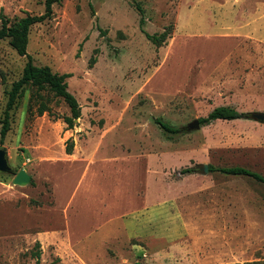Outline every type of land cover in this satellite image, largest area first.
<instances>
[{"label":"rangeland","instance_id":"obj_1","mask_svg":"<svg viewBox=\"0 0 264 264\" xmlns=\"http://www.w3.org/2000/svg\"><path fill=\"white\" fill-rule=\"evenodd\" d=\"M44 11L45 0H0L10 23ZM166 29L161 46L146 36ZM27 53L72 75L81 117L67 129L39 115L42 103L70 109L33 85L11 110L0 264L37 253L39 264H264V183L209 170L264 177V123L187 129L217 107L264 113V0H62L31 26ZM25 63L0 40V130ZM22 169L30 182L14 184Z\"/></svg>","mask_w":264,"mask_h":264},{"label":"trees","instance_id":"obj_2","mask_svg":"<svg viewBox=\"0 0 264 264\" xmlns=\"http://www.w3.org/2000/svg\"><path fill=\"white\" fill-rule=\"evenodd\" d=\"M62 0H45V11L41 15H28L18 21L10 23L9 19L2 15V25L0 28V40L9 39L10 46L16 51L19 56L26 57V63L23 68L22 76L12 84L11 89L8 91V100L4 110V116L2 120V126L0 130L1 142L10 130V112L14 108L19 96L24 91L27 85H33L38 87H48L55 96L63 99L66 105L70 109V115L60 116L54 113L49 106L42 103L38 107V114L43 115L47 113L53 117L54 120L62 119L67 125V129H73L75 127V121L81 117V106L76 97L68 90L67 79L72 75L68 73L60 74L53 72L49 67H40L34 64L32 56L27 53V47L29 44V30L31 26L42 23L50 19L53 15V6L60 3ZM169 31L166 29L159 35H149L147 38L157 46H161L169 37ZM96 59H93L92 63H95ZM246 113L239 112L232 107H217L212 110L206 117L200 118L201 125H208L217 120H238L245 117ZM156 124L168 134H178L182 129L174 127L161 119H156ZM74 148V143L68 141L66 151L71 154ZM210 171H217L219 173L230 176H243L250 177L258 182L264 183V177L260 174L251 171L244 167H220L214 169L209 167ZM193 169H185L183 174H190ZM39 256L37 253L36 264H39ZM238 264V263H229ZM246 264H261L259 262L246 263Z\"/></svg>","mask_w":264,"mask_h":264},{"label":"water","instance_id":"obj_3","mask_svg":"<svg viewBox=\"0 0 264 264\" xmlns=\"http://www.w3.org/2000/svg\"><path fill=\"white\" fill-rule=\"evenodd\" d=\"M246 119L253 120L259 123H264V113L248 112L245 115ZM201 124L198 119L194 120L187 126L188 130L200 129ZM12 168L9 164L8 153L4 150L3 145H0V173H10ZM204 171L208 172V166L204 165ZM31 177L25 170H20L14 177L13 183L17 185H26L30 182Z\"/></svg>","mask_w":264,"mask_h":264}]
</instances>
